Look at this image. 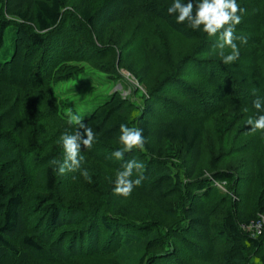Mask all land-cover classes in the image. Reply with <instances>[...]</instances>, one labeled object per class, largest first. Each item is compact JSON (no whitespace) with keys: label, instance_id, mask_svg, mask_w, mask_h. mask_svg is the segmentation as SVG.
I'll return each mask as SVG.
<instances>
[{"label":"trees","instance_id":"1","mask_svg":"<svg viewBox=\"0 0 264 264\" xmlns=\"http://www.w3.org/2000/svg\"><path fill=\"white\" fill-rule=\"evenodd\" d=\"M71 1L73 0H0V53L4 48L8 28L12 33V55L8 60L7 55L3 60L0 57V82L7 84L11 80L12 87L20 90L18 100H22V95L28 91L29 95L36 96L44 105H53L58 120L67 123L65 114L71 105L65 104V99H60L57 91L78 77L88 75L79 68L80 61L72 60L87 58L86 62L89 55L85 57L83 53V56L73 57L71 50L64 48L61 28L65 25V15L70 19L75 17L85 27L86 33L100 41L104 30L119 19L137 15L149 19L157 17L158 20L167 22L171 31L181 32L185 38L202 43L195 53L181 60V64L194 65L197 69L196 78L205 86L204 91L194 95L199 101L193 99V109L198 103L204 106V111L199 115L205 119L222 115V121L232 115V119H237L236 124L233 123L236 126L239 121L246 122L250 116L264 114V0H237L245 9L241 14L242 22L236 26L235 33L238 37L235 43L240 55L238 60L227 65L222 62L219 50H214L218 37H209L200 30H193L187 23L179 24L175 14H168L167 9L173 0H105L93 9L86 6L88 0H79L75 7L77 10L73 13L65 11L66 4ZM69 22L71 25V20ZM239 37L246 38L247 43H241ZM94 47L92 42L90 48L93 50ZM95 49V52L91 51L94 56L102 53L98 47ZM229 53L230 49L226 48L225 54ZM168 64L170 70L164 69L159 75V87L163 90L173 85L175 88L179 86V68L170 61ZM18 76L23 82L18 80ZM253 89L257 90L255 96ZM179 91L176 95L182 97ZM155 93L157 92L151 95L154 96ZM257 96L261 98L262 110L253 106ZM102 100L97 105L86 103L81 114L71 107V111L80 115L84 124L95 134L92 148L95 150L93 155L96 156L89 158L95 159L101 166L112 168L110 165H115L120 169L133 159L142 162L143 170L139 173L134 171L131 179L135 180L140 176L143 179L131 196L138 193L139 198H146L164 208L174 216L175 222L166 225L156 219H132L128 207L122 204L128 197L114 193L115 183L109 190H106V183L100 184L96 190L90 182L91 189H87L94 200L85 202L87 208L61 206V201L57 198L60 193L57 186L63 181H69L64 191L61 190V193L69 195L66 193L68 187L76 180L74 177L59 178L55 167L49 164V158L37 156L41 154L40 143L38 139L32 138L28 141L31 163L36 161L37 164L33 167L25 157L26 164L24 162L20 165L24 166L21 181L13 177L18 169L11 167L6 160H0V264H29L30 259H46L57 263L67 256L69 259L81 257L80 253L86 249V253L97 255L101 236L106 237L103 250L111 255L129 244V247L137 244L145 246L138 264H162V257L167 258L169 263L174 261L175 256L180 259L181 255L176 249L171 253L173 246L178 247L180 252H185L187 258L199 262L197 258L200 255L195 252L212 254L213 237H217L223 245L219 255L220 264L247 262L248 249L261 248L264 234L260 239H254L242 229V224L249 225L256 216L242 217L241 212L237 214L235 208L231 207L235 206L230 194L233 193L232 188L236 182L234 174L215 169L209 176L199 174V179L195 182H186L185 173L175 163V154L181 146L190 157L188 176L192 177L201 157L203 131L200 125L188 123L187 108L174 110L170 120L161 123L151 118L157 108L151 99H146L140 108V116H136L135 120L124 114L127 103L119 93H113L107 100ZM4 101L7 102L6 98L0 100V129L15 128L13 125L17 115L23 113V110L18 109V104L22 101L12 105L11 110L2 107ZM244 109L248 111L245 112ZM121 124L142 129L145 145L144 150L134 149L125 153L123 159H116L112 153L122 148L118 140ZM68 127L73 133L78 130L75 125L68 124ZM259 132L263 135L264 143V132ZM2 139H6V143L11 141L7 137ZM9 147H1L0 143V158L13 152ZM61 160L63 158L60 156ZM34 168L39 170L34 172ZM75 173L74 176H77ZM34 179L39 188L44 185L45 192H39L41 194H37L31 199V204L27 205L25 194L29 193V187L21 188V183L29 184L27 181ZM262 193L256 208L257 212L264 215V189ZM97 194L104 198L103 203L95 201ZM224 205L227 206L221 220L211 221L217 208ZM90 211L95 219L87 231L86 226L81 227L85 224L83 217L89 216ZM59 232L62 234L56 239L55 235ZM184 259L183 256L180 260L183 262ZM261 261L264 264V256Z\"/></svg>","mask_w":264,"mask_h":264},{"label":"rangeland","instance_id":"2","mask_svg":"<svg viewBox=\"0 0 264 264\" xmlns=\"http://www.w3.org/2000/svg\"><path fill=\"white\" fill-rule=\"evenodd\" d=\"M78 1L73 0L67 3L65 11L73 13L74 10H77L75 7ZM103 2L105 0H88L86 1V6L93 9ZM65 17V25L61 28L64 48L70 49L73 57L76 55L83 56V53H85V57L89 55L86 62L87 58L72 60L80 61L79 68L83 69L84 73H88V75L78 77L57 91L60 99H65V104L71 105L67 111L73 107L72 109H76L77 113L81 114L86 103L91 102V104L97 105L103 101V98L107 100L113 93H119L125 100L127 108L123 112L131 120L132 118L135 120L137 119L136 116H140V108L146 102V99H151V102L156 104L157 108L151 116L155 122L163 123L168 121L174 115V110L187 108L189 112L188 123L200 125L203 137L200 161L195 167V173L192 177L188 176L191 164L190 157L184 153L181 146L175 154V163L179 161L176 164L185 173L184 180L186 182H195L199 179V174L209 176L215 169L233 173L236 177V182L232 188L233 193L230 194L235 206L228 205L235 208L237 214L241 212L242 217L256 216V219L250 222L251 225L249 223L251 226L249 228L250 231L246 230L243 224L242 229L252 238L260 239L264 234V215L257 212L258 208L256 207L259 205L264 189L263 135L259 131L252 132L249 125L244 121H239L236 126L233 125V123L236 124L235 121L237 119H232V115L226 121H222V115L205 119L199 115L204 111V106L201 103H198L193 109V99L199 101L194 95L198 94L199 91H204L205 86L196 78L197 69L194 68V65L192 63L181 64V60L195 53L202 43L185 38L181 32L175 33L171 31V26H168L167 22L163 20H158L157 17L149 19L135 15L121 18L104 30L102 41L96 39L92 34L86 33L85 27L79 24V20L77 22L75 17H72V19L68 15H65ZM70 20L71 25L69 24ZM92 42L95 44L93 50L90 48ZM209 44L205 45L208 46ZM96 47L102 53L94 56L93 52H95ZM0 55L2 60L5 59V55H7L6 60L10 59L12 55V33L10 28L6 32L4 48ZM169 61L179 68V72H177L180 76L178 79L179 86L175 88L173 85V87L163 90L159 87V75L164 69L167 70L169 68ZM0 72L2 73V70ZM18 80L23 82L19 76ZM10 81L8 80L7 82L9 85L0 82V100L5 98L7 100V102L4 101L2 107L11 110L12 105L22 101L18 104V109L23 110V113L19 116L17 115L13 125L15 128L0 129L1 147L10 146L9 148L13 150L11 154H4L0 160H6L11 167H16L15 169L18 170L13 173V177L15 176L21 181L24 166L20 165L24 164L25 157L26 160L28 158V163L33 165V167L37 164L36 161L34 164L31 163L32 157L30 156V144H28V141L32 138L38 139L41 154L37 156H47L48 160H50L49 164L55 167L58 173L57 166L53 165L51 161L57 160L56 158L60 161V156L64 159L60 137L65 133H74L70 130L67 123L58 120L53 105H44L36 96L29 95L28 91L22 95V100H18L20 90L14 89L16 87H12ZM178 90H180L182 97L176 95ZM153 92L157 93L152 96L151 93ZM183 115L185 114L183 113ZM63 116L65 117V115ZM6 137L11 140L9 141L10 145L6 143V139H2ZM94 152L93 148H81V155L84 157L81 170L86 169L89 172L94 189L97 190L100 184L106 183V190H109L110 186L115 183L116 172L123 169L117 168L115 165H110L112 168L101 166L94 161L95 159L89 158V156H96L93 155ZM60 162L63 161L61 160ZM38 170V168L33 169L34 172ZM75 174L77 176H74V172H66L63 175L58 173L59 178L68 179L74 177L73 179L76 181L68 187L66 193L69 195L61 193V190L64 191L69 181H63L62 184L58 185L57 188L60 193L57 194V198L61 201L60 205L63 207L77 206L80 209L87 208L85 207V202L94 200L87 189V187L90 188V182L87 181L85 183L86 180L79 170ZM27 182L29 184L22 182L21 188L27 187L28 189L29 187V193L25 194L26 204L29 205L32 202V198L37 196V194H41L39 192H45V187L41 185L42 187L40 186L39 188L35 183V179ZM220 189L225 190L224 187ZM96 198L95 201L97 203H103V197L100 198V195L97 194ZM122 204L128 207L132 219L138 218L144 221L156 219L166 225L175 222L172 214L146 198H139L138 193L129 196ZM226 206L218 207L217 212L212 215L211 221L221 220ZM88 215L83 217L85 218V224L81 227L82 229L86 226L85 230L87 231L92 227V222L95 219L92 211ZM258 220L260 221L256 226ZM253 222H255L254 225H252ZM61 234L62 232L57 233L55 235L57 236L56 239ZM105 239V236H101L97 255L90 254V252L86 253V249L80 253L81 257L69 259L70 257L67 256L63 261L57 263H51V261H46V259L45 261L30 259L29 264H138L145 252L143 249L145 246L142 244H137L133 247H129V244L111 255L103 250L106 244ZM213 240L212 254H198V252H195L196 255H200L197 258L199 262L187 258L188 256L184 254L185 252H180L178 247L173 246L171 253L173 254L176 249L177 253L181 255L180 259H183V256L185 257L184 261L176 259L175 256L174 261L169 263L167 258L162 257V264H220L221 258L219 255L223 250V245L217 237H213ZM263 256L264 244L258 250L249 248L247 262L244 264H263L261 261Z\"/></svg>","mask_w":264,"mask_h":264},{"label":"clouds","instance_id":"3","mask_svg":"<svg viewBox=\"0 0 264 264\" xmlns=\"http://www.w3.org/2000/svg\"><path fill=\"white\" fill-rule=\"evenodd\" d=\"M245 11L237 0H173L168 7L169 15L175 14L176 22L179 24L187 23L193 30H200L209 37H218L214 50H219L218 54L224 64H231L239 59L240 50L235 41L236 26L242 22V13ZM241 43H247L246 38L239 37ZM230 49L229 54H225V49ZM257 90L253 89V95ZM253 106L257 110H262L261 98L253 101ZM247 112V109H244ZM69 125L77 126L74 134L65 133L60 137L62 141L64 159L63 162L52 160L51 163L57 166L58 173L63 175L66 172L80 171V174L89 182L91 177L86 169L81 170L84 157L81 155V148L91 149L95 140L93 130L87 127L82 117L74 114L70 109L65 114ZM252 132H264V114L256 117H248L246 121ZM82 130V131H81ZM119 143L122 145L112 153L116 159H123L125 153L132 152L134 149L144 150L145 138L142 129L128 127L124 124L120 126ZM179 163V161H176ZM144 168L142 162L133 159L127 161L123 170L116 172L114 193L119 196L129 197L133 190L139 186L143 177L133 180V172H141Z\"/></svg>","mask_w":264,"mask_h":264},{"label":"built area","instance_id":"4","mask_svg":"<svg viewBox=\"0 0 264 264\" xmlns=\"http://www.w3.org/2000/svg\"><path fill=\"white\" fill-rule=\"evenodd\" d=\"M259 221H260V220H258V221L256 222V226L258 225ZM254 223H255V222H253L252 225H254ZM250 225H251V223H250ZM250 225H246L244 228H245L246 230H249V228L251 227ZM244 231H245V230H244ZM249 231H250V230H249ZM261 234H262V232H261Z\"/></svg>","mask_w":264,"mask_h":264}]
</instances>
